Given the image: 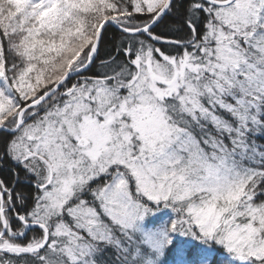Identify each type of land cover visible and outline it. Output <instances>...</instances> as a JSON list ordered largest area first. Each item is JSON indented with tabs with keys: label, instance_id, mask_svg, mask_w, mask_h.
<instances>
[{
	"label": "snow or ice",
	"instance_id": "snow-or-ice-1",
	"mask_svg": "<svg viewBox=\"0 0 264 264\" xmlns=\"http://www.w3.org/2000/svg\"><path fill=\"white\" fill-rule=\"evenodd\" d=\"M0 264H264V0H0Z\"/></svg>",
	"mask_w": 264,
	"mask_h": 264
}]
</instances>
